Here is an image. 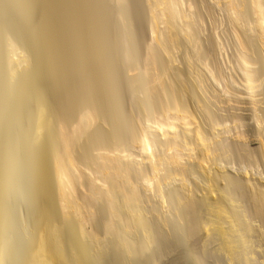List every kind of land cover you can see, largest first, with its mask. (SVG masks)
I'll use <instances>...</instances> for the list:
<instances>
[{"label": "bare ground", "instance_id": "obj_1", "mask_svg": "<svg viewBox=\"0 0 264 264\" xmlns=\"http://www.w3.org/2000/svg\"><path fill=\"white\" fill-rule=\"evenodd\" d=\"M8 1L9 4L0 0V54L5 58L0 60V65H3L0 67V264H145L149 251L166 240V228L173 226V222L177 226L184 219L183 223L189 222L187 225L182 223L188 227L186 232L190 227L187 234L197 233L201 226L206 228L212 224L222 237V252L234 264L257 263L252 239L254 235L261 238L256 236L261 246L255 243L264 252V185L219 168L218 164L230 154L232 147L219 142L216 137H209L204 129L192 131L190 140L185 129L184 132L183 129L178 131L179 124L189 117L187 105L184 108L181 104L185 96L180 94L182 101L179 100L181 108L177 104L178 110L177 107L170 108L173 102H169L171 95H168L173 90L169 92V87H164L167 90L164 91L165 94L169 92L166 95L170 99L166 101L170 104L164 100L166 95L161 99L164 92L160 94L158 85L166 81L162 79L163 71H167L163 62L169 65L167 58L171 56L168 44L171 40L175 45L178 43L176 33L181 34L178 32V21L186 18L180 10V1L154 0L151 3L154 18L150 31L154 41H148L147 52L143 51L146 60L144 56L140 57V46L137 48L141 54L137 56L139 51L136 46L142 43L138 39L141 29L138 28L137 36L133 29L136 30L138 19H135V24L132 18L134 28L130 24L132 20L128 15L131 14L125 8L130 4L129 0H106L108 5H100L102 0H90L91 4L87 0H18V3L21 2L19 5L17 0ZM252 1L256 31L258 29L264 49V0ZM132 4L129 7H134ZM229 5L238 26L244 20L246 11L242 6L243 0H230ZM3 19L6 20L2 22ZM160 24L166 25L164 29L168 30L169 34L165 32L168 36L164 34V29L161 30ZM191 24L183 27L189 29ZM187 28L184 30L188 34ZM183 32L178 35L183 37ZM248 43L249 39L245 43L246 52L244 50L240 54V61L247 90L254 92L259 88L261 75L252 68L256 59L253 63L252 57L248 56V48H251ZM248 45L250 47L247 48ZM166 52L168 57L163 55ZM137 57L140 63H144L141 58L147 62V65L144 63L147 78H141L145 72L142 74V68L138 69ZM191 57L189 67L193 69ZM160 65H164L165 69L161 71ZM136 73L141 76H134ZM127 77L131 81L128 82L130 85L126 83V87L130 90L128 86H132L135 91L132 95L140 92L143 93V96L139 93L141 98L147 99L150 94L144 95L143 92L150 87L147 82L152 86L150 88H154H148L153 92L151 96L155 89L161 95L154 98L153 104L145 102L149 98L139 101L138 95L136 99L132 96L133 103L138 101L137 108L133 104L138 115L133 117L130 113L131 119L129 114L126 118L122 112L119 113L116 107L117 101L124 104L126 100L124 95L127 92H121L126 84L121 87L119 82L123 83ZM113 84L123 93L124 101L120 100L119 89L116 92ZM3 92L8 97L2 95ZM115 95L119 97L117 101ZM11 102L18 107L13 104L19 115H15L18 117L15 123L14 118L17 117L11 114ZM112 104H116V110ZM131 109L134 111V108ZM153 109L157 117L151 122L155 127L151 128L141 118L146 115L147 119L150 118ZM209 110H205L208 115L211 114ZM4 122L15 126L7 127ZM212 122L214 125L216 121ZM2 125L13 127L15 137L11 138L12 142L5 141L9 144L3 141L6 132ZM261 140L264 166V139ZM134 149L142 162L137 155L135 157V153L129 154ZM253 153L248 152L250 159L255 156ZM188 156L197 157L199 168L206 176L202 195L199 193L201 184H197L198 187L194 182L193 187L190 184L191 174L183 163ZM174 179L181 182L182 190L177 194L165 191V186ZM153 191L163 203L174 206L175 216L181 218L177 225L178 220L161 217L156 207L150 211L146 206V199L149 198L150 202L155 197L148 195ZM145 192H149L148 197ZM213 196L217 198L213 200ZM150 214L154 215L153 219L158 216L160 221L158 217L153 220ZM255 219H259L262 225L259 226L258 221V226L254 222L255 226L252 223ZM195 233L193 235L198 236ZM165 248L169 249V246ZM114 255H117V260Z\"/></svg>", "mask_w": 264, "mask_h": 264}, {"label": "rangeland", "instance_id": "obj_2", "mask_svg": "<svg viewBox=\"0 0 264 264\" xmlns=\"http://www.w3.org/2000/svg\"><path fill=\"white\" fill-rule=\"evenodd\" d=\"M7 1L8 0H6V2ZM88 1H90V0H87V2ZM103 1L104 0H102L101 2L99 1L100 5H101V3H104V5H108V2H106V0H105V2H103ZM134 1H136V0H134ZM134 1L131 0V2H130V0H129L130 4H127L128 7H125L127 9V11H126V9L124 11H126L128 14L132 15V17H131V15L129 16L126 13L128 15V18H130V21L132 20V22H130V24L134 23L137 19H138L137 21L139 23L141 22L140 25H138L139 23L136 25L137 28L134 25L136 30L133 29V31H136V32H134L136 34L137 31L139 32L138 28L141 29L140 32H139L140 33V35H139L140 37L139 38L137 37L138 33L136 34L137 36H135V37L140 39L139 42H142V43L140 45H138L139 44V43L137 44V40L138 39L135 38V39H137V40H135L136 41L135 44H137L136 48L140 46L139 48H140V50H142V52H141L142 54H141L140 51L137 48V51H139V53L137 52V56L139 57L138 54H141L140 57L144 56V58L146 60V56L143 54V51L145 50V52H147L146 48H148L150 43H152L150 41H154V39H152V38H154V36H152V32L150 31L151 30L150 27H151V24H152L151 21H152V18H154V15L151 14V13H153L152 10H151V8H152L151 6H152L154 0H140L141 2L140 1H136V3H138V4L134 3ZM179 1H180V5H181V9L180 10L182 11V14L184 13L183 15L186 18H185V20H182L181 22L178 21L179 23H181V24L178 23L180 30L178 31V27H176L175 30H177L178 32H181V34H182V31H184L183 34L186 35L187 33L185 32V30H186L187 27L185 26L186 27L185 28V27H183V25H186L188 23H190V24L192 23L191 24L192 26L189 29L187 28L189 33L191 31V34L188 33L191 36H189L188 34H187V36L182 35L183 37L186 38L185 39L183 37H180L181 36L180 33H176L178 38H179V41L177 43V44H179V46L177 44L175 45V43H173L172 40L170 41L171 43L169 42V44H168V46L171 47V49H169V52H171V56L169 55V58H167L170 61L167 60V59L166 60L169 62L168 64L170 65V67L171 66L172 67L171 68L170 67L167 68V66H169V65H167V62L166 63L163 62V64L166 66L167 71L164 70L165 69L164 65H162V66L160 65L159 66L161 68V71L164 70L163 73L167 72L166 74L164 73L163 79H162L163 81L166 80L165 83L158 85V87H160L159 89L161 90L160 94L162 95L163 94L162 91L164 92L163 96L161 97L160 94H157L160 91L158 89H155L158 92L154 90V92H155L154 94L156 96H154V94H152V96H153L152 97L151 93H153L152 90L154 88H150L152 86L149 85V82H147V85L150 86V87H147V90H145L143 92H144V95H145V93L146 94L147 93L150 94V95H148V97H147V95L145 96V97H147V99L149 98V100L144 99L143 97L141 98V96H143V93H140V92L134 93L135 91H134V89L132 90V86H128L129 88L131 87L130 90H128V88L126 86H127V84L130 85V83H128V82H130L131 79H128V77H127L126 79L128 81L126 79H124L123 83L119 82V85L121 87H122L123 84L125 85L127 83L125 85V88H124V86H123V88L120 87L122 91L119 88L115 87V86L118 85L117 84L118 82L115 83L117 85L113 84L114 85L113 88L114 89L116 88L115 89L116 92L118 91L117 89H119V91H118L119 93L118 94H120L122 96L120 98V100H122V98L125 97L124 100L125 99L126 100L125 101L122 100V101H124V104H123V102H119L118 103L117 99H119V97L117 95H115L116 99L114 98L117 102L114 101L113 103L116 102L117 105L116 104H114V105H116V107H118L117 108V109H119L118 112L119 113L122 112L121 114L125 115L126 118L128 116L127 114H129V116L132 114V116L135 117V115H138V112L136 111L137 109H135V107L137 108V102H138L137 100H139V101L140 100H142V101L147 100L145 102L153 104L152 102L155 101V99H156L155 97H157V98L161 97V99H163V97L167 93H169L170 91L173 90L168 95V96L171 95L170 96L171 99L167 95H166V97H168L167 99H166V97H164L165 102H167V103H169V102L176 103V105L173 104V103L172 104L169 103L170 106L171 105L175 106V107H173V106L170 107L172 110H173V108H176V107H177L176 109L178 110V108L180 107L181 104H183V106L185 108V104H186L187 105L186 106L187 107L186 110L188 109V111L190 112L189 113L187 111L188 115H189L188 120L185 121V122L182 121V123L179 124V126H180L179 129L181 131L179 129H178V131L182 132V129H183V132H184V129H185V131L187 132V133L186 132L185 133H186V135L188 137V140H190V136H191L190 133L192 131L194 132L198 128H200L202 130L204 129L203 131L209 137L210 136H211V138L212 137H216V139L219 142H223V144H226V145H229L230 147H232L231 148L232 150L230 149V152H229L230 154H227V156L224 159L222 158V160L218 164L219 168H221L223 171H225V172H227L229 174L238 175L244 180H252V182H255L257 184L258 183L259 184L262 183L264 185V166H263V162L261 160V144L263 142V140H261V139H264L263 138L264 137L263 136V134H264V130H263L264 129V74H263L264 73V68H263L264 67V57H263L264 56V49H263V46H261L262 43L260 42V40H261L260 36L258 37V35H259V32H257L258 29L256 31L257 26H255V21H254V20H256V18L254 17L255 16V11L253 10L254 9L253 1L252 0H243V5L242 6L247 7L246 9L243 7V9H244V11L246 10L245 11V15H247L248 18L245 17V15H244L242 20L244 19L245 23L243 22L244 20L243 21L241 20L242 22L238 26L235 23L236 16L233 13V10L231 9V5H229L230 4V0L229 1L228 0H179ZM16 2H17L18 5L21 3V2L18 3V0ZM55 2H57V0ZM55 2L52 1V3H55ZM132 2H133V4H132ZM91 3L92 2L90 1V4ZM131 4L134 7H132V6L129 7V5H131ZM103 7H106V6H103ZM131 7H132V9H131ZM129 8H130V10H129ZM66 12L69 13V11H66ZM63 13H62V15L64 16ZM136 13H137L138 16L136 15ZM247 13H249V14H247ZM134 15H135L136 18L134 17ZM132 18L134 20L135 19L136 20L133 21ZM245 18L247 20L249 19L248 22H247V20ZM5 20L6 19H3L2 22H4ZM137 21L135 22V24L137 23ZM253 22H254V24L252 25ZM184 23H186V24H184ZM247 23L248 24L250 23V24L248 25ZM160 26H161V30L162 31H163L164 27L166 28V25H164V24L163 25L160 24ZM134 27H133V24H132V28H134ZM181 27H182V31H181ZM141 32H142L143 35L141 34ZM163 32H164V34H165V32H167L166 34H169L168 30L166 31V29H164ZM166 36H168V35H166ZM253 37H255V38H253ZM248 39H249V43L248 44H251L250 45L251 48H248V47H250L249 45L247 46V48L249 50V51H247V54L249 52L248 56H251L253 60L251 59V57H250V59L253 61V63L256 62L255 64H253L252 68L257 70V72L259 71L258 73H259V75H261V76H259V78L261 79L259 88H257L254 92H251V91L247 90V85H245L246 84L245 83L246 79H245V76H244L243 69L241 67L243 65H242V63L240 61L241 60L240 59L241 52H244V50L246 52V49H244V48H246L245 43L247 44ZM243 41H245L244 44H242ZM195 43H196V45H194ZM168 46H167V48H169ZM181 46H182V48H181ZM142 47H143V49H142ZM211 47H213V48H211ZM254 47H256V48H254ZM177 48H179V49H177ZM197 49H199V50H197ZM254 51H256V52L254 53ZM169 52H168V54H170ZM107 53L109 54L108 51H107ZM163 55L165 57H168L167 52L164 53ZM198 55H199V57H198ZM0 57H1V54H0ZM3 57H4V55H2V57L0 58L1 61L5 60V58H3ZM138 57H137V60L139 59ZM171 57H173V58H171ZM190 57H191V59L193 58L191 60L192 63L194 64L193 65V69H190L191 67H189V59H190ZM144 58H141V59H142V61H144L145 65H147V62L144 60ZM254 59H256L255 62H254ZM164 60H165V58H164ZM139 63H140V60H138V65H140V67H138V65H137L138 69L142 68L143 72H141V73L142 74L144 72L145 73H144V75L141 76L140 74H138L140 72L137 71L138 73H136V75H134V76H138L139 75V76H141V78L142 77L145 78L146 77L147 68H146V66H144L143 62H141L140 64ZM141 65H143V66H141ZM1 66H3V65H0V67ZM158 69L156 68L157 71H158ZM195 69H196V71H195ZM156 70H155V72H157ZM219 70H220V72H219ZM161 71H160V73H161ZM172 71H174V72H172ZM186 71H188V72H186ZM220 73H222V74H220ZM168 74H169V76H167ZM128 76H129V78H130V76H131V78L133 77V75H128ZM173 77H174V79H173ZM215 77L216 78L218 77V78L216 79ZM170 79H173V80L170 81ZM146 80L147 79H145V81ZM162 80H161V83H162ZM197 81L200 83V87H199V84L197 83ZM161 87H162L163 90L161 89ZM164 87H167V88L169 87L167 89L169 92H166V94H165V91H167V90H166V88L164 89ZM175 87H177V88H175ZM148 88L152 89V90H148ZM194 88H196V89H194ZM201 88H202V90H201ZM123 89H124V91H123ZM174 90L176 92L178 91L177 92L178 93L177 97L175 95V91ZM120 91L123 92L124 94L126 92L127 93L123 97V93H121ZM132 91H134L133 92L134 95H132ZM149 91H151V92H149ZM3 93L4 94H2V95H4L5 97L6 96L8 97V95L5 92H3ZM139 93L142 94V95L140 96ZM185 93L186 94L189 93V94L186 95ZM180 94L185 96L184 97L185 100H186V101L184 100L185 103H184V101H182L180 99V96H181ZM137 95H138V98L136 97ZM157 95H159V96H157ZM132 96H134L135 98L132 97ZM139 97L141 99H139ZM133 98L134 99L137 98V100L135 101L136 104H135V102L133 103V101H134ZM151 98H153V99L155 98V99L152 100ZM176 98H178V101H176L177 100ZM186 98H188V99H186ZM150 99H151V102H150ZM3 100H4V98H3ZM166 100H169V102L166 101ZM171 100H173V101H171ZM174 100H175V102H174ZM179 100H180V102L182 101L183 103L181 102V104H179L180 103ZM12 102L10 103V107L11 108H13L14 105H15V103H13L14 104L13 105ZM120 103H121V105H120ZM133 104L135 105V107H134ZM169 104H167V105L169 106ZM177 104L179 105V107H178ZM114 105H113V107H114ZM118 105H120V107H122L124 105L123 107L125 109L123 107L120 108ZM132 105H133V107H132ZM203 106H205V107H203ZM15 107H16V105H15ZM16 108L18 109V107H16ZM131 108H134L133 110L135 112L132 111ZM203 108L206 111H208L210 109L209 110V112H211V114H209L210 116L207 114V112H205V110ZM115 110H116V108H115ZM211 110L213 111V113H212ZM11 112H12L11 114L13 115V117L19 116L17 114L16 110H14V108L11 109ZM151 112L153 113L152 116L154 115L153 117H155L154 120H153V118H151L152 117L151 115H149V117L150 116L151 117L148 118V119L146 118L147 115L145 117L141 118V119H142V122L146 123V124L144 123L145 125H149V126L151 125L150 127L154 128L155 126H152L153 125L152 123L156 120V117H157L156 115L157 114L155 113L156 112L155 109L150 111V113ZM15 115H17V116H15ZM207 115L209 117H207ZM125 116H123V117H125ZM190 116H191V118H190ZM212 116H214L215 119H213ZM126 118H124V119H126ZM129 119H131V116H130ZM149 119H152V121L149 120ZM17 120H18V117H17V119L14 118V122L13 123H15ZM143 120H146V121H143ZM210 120H211V122H210ZM212 121H214V122L216 121L217 123L215 122L214 125H213ZM5 122H8V121H5ZM5 122H4V125H7V127H8L9 123L5 124ZM4 125H2V126H4ZM9 126H13V125L10 124ZM14 126H15V124H14ZM4 127H5L4 130L6 132V135H5V137H2V138H4V139L6 138V139L5 140L3 139V141L5 142V141L8 140L7 142H10V141L12 142L13 138L15 137L14 134L12 133L13 132L12 131L13 127L12 128L9 127L11 129L7 128L6 126H4ZM0 137H1V135H0ZM11 138H12V140H11ZM2 142H1V144H2ZM7 142H5V143L9 144ZM5 143L2 144V145L5 146L6 145ZM194 144L196 146L195 142H194ZM245 149H246V151L249 150L248 152H254L253 154L255 156L252 157L253 159H250L249 156H251V155H247L248 152H246ZM133 151H131V153H129V152L128 153L129 154H134L135 152H137L136 150L134 152ZM196 151H197V154H198L199 153V149L196 150ZM137 153H135V157L137 155L138 156L137 157L138 160H140L142 162L141 156L138 155ZM139 157H140V159H139ZM190 157L189 156L185 157L184 158L185 161H183L184 165L190 171V174H191L190 175L191 176L190 180L192 182L191 183L189 182V183L192 186V183L194 182L193 184L195 185V187L197 186V184L198 185L201 184V186L199 187L200 188L199 193H200V195H202L203 193L201 191V188L203 186V182H205L204 178L206 176H205L204 172L200 170L201 168H199L200 166L198 164V160L196 159L197 157L196 156H193L194 158H190ZM135 159L136 158H134V160ZM138 160L136 159L135 161L138 162ZM207 168H208V166H207ZM178 182H179L178 179L177 180L174 179L173 181H171L169 184H167V186H165V191L166 190H167L166 192H170L171 191L174 194L179 193L182 189H181V182L180 183H178ZM148 193L149 192H147L146 195ZM150 194H152V195H150ZM148 195H150V196H154L155 195L154 198L153 197L151 198L149 196L151 198L150 202H149V198L146 199V200H148V202L146 201V204H147L146 206L150 208V209L148 208L150 211H152V210L154 211V209L156 207V210L157 211L159 210L158 212H160L159 214H160L161 217L166 216V217H169V219L172 218L171 219L172 221L173 220H178V222L176 221V225L179 223V220L181 218L177 219V216H175V214H176V213H174L175 209L172 208L174 206H172L171 204H169L167 202L163 203L161 201V199L158 198V196L155 193V191L149 193ZM148 195L146 197H148ZM216 198H217V196L216 197L215 196L212 197L213 200H215ZM153 207H154V209H153ZM169 208H171V209H169ZM150 217L153 219L154 215L150 214ZM156 218H154L153 220H156ZM184 220H186V219H184ZM184 220H181V223H179V224H181V226L179 224L177 226H175V222H173V226H170L169 229L166 228V232L167 233L166 232L165 233L168 234V235H166L167 236L166 240L164 241V243L161 242L160 245H158V247L153 248L151 250L152 252L149 251L150 254L148 253V258L145 259L146 260L145 264L146 263L147 264H149V263L150 264H152V263L153 264H197V263L198 264H232L233 263L234 264L235 263V262L231 261L229 259V257H227L228 255L225 254V252H222V249H221V248H223V246H222L223 243L221 242L222 241L221 240L222 237L219 236L218 232H217L218 234L216 233L215 229H213L214 226L212 224H211V226H210V224H209V226L207 225L208 227L206 226V228L201 226V228L199 229L197 227V230L199 229L198 230L199 233H198V231H196L197 233L194 232L196 235L198 234V236H194L193 235L194 233L193 234L192 233L187 234V232H189V230H190V227H189V229H187V232H186L185 228H188V227H185V225H183V224H186V223L189 224V222L183 223V222H185ZM158 221H160L159 217H158ZM258 221H259V224L257 223ZM258 221L256 220V221H253L252 223L254 224V222H255L256 225L257 224L259 226H260V224L262 225V223H260L261 221L259 219H258ZM180 229H181V231H180ZM171 232H174V233H171ZM187 235L188 236L190 235L191 237L193 235L194 237H192V238L190 236L187 237ZM256 236L257 235H254L253 239H252L254 241V244H255L254 245V248H255V250H254L255 262H257L258 264H260V263L263 264L264 263V254H263L264 252H262L263 248L262 247H258V246H261V244H260L261 243L260 242L261 238L259 236H257L258 239L260 238V240H258ZM169 242H170L171 246H170ZM255 242L256 243L260 242V243L259 244L257 243L258 244V246H257ZM165 244H167V245H165ZM166 246H169V249L168 248L166 249L165 248ZM162 247H164L165 249L162 248ZM256 247H258V248H256ZM259 248H261V250H259ZM167 252H169V253H167ZM152 253H153V255H152ZM151 256H153V257L151 258ZM114 257H115L114 259L117 260V255H114ZM256 257L258 259H256ZM189 258H190V260H189ZM115 262H117V261H115ZM257 263H255V264H257ZM114 264H117V263H114ZM130 264H132V263H130Z\"/></svg>", "mask_w": 264, "mask_h": 264}]
</instances>
